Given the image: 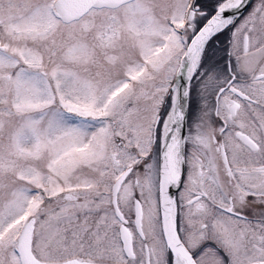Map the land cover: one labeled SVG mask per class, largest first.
I'll use <instances>...</instances> for the list:
<instances>
[{
  "label": "snow or ice",
  "instance_id": "6c2138e0",
  "mask_svg": "<svg viewBox=\"0 0 264 264\" xmlns=\"http://www.w3.org/2000/svg\"><path fill=\"white\" fill-rule=\"evenodd\" d=\"M0 264H264V0H0Z\"/></svg>",
  "mask_w": 264,
  "mask_h": 264
}]
</instances>
